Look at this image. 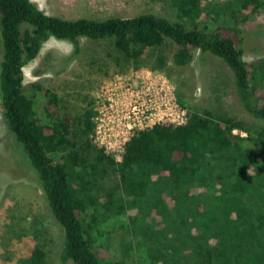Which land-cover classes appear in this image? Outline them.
I'll return each instance as SVG.
<instances>
[{
	"label": "trees",
	"instance_id": "1",
	"mask_svg": "<svg viewBox=\"0 0 264 264\" xmlns=\"http://www.w3.org/2000/svg\"><path fill=\"white\" fill-rule=\"evenodd\" d=\"M168 1L175 21L152 12L69 19L32 0H0L2 115L63 230L62 263L125 264L95 248L100 225L125 216L149 264H264V60L243 59L238 27L264 0H226L220 11L209 7L213 0ZM50 38L72 45L67 62L90 50L89 63L107 68L137 69L150 60L148 68L163 71L169 62L189 65L197 50L208 54L231 72L247 120L188 106L177 90L185 122L135 130L118 161L93 140V101L81 116L60 114L54 90L25 83L23 67ZM109 175L115 187L102 190ZM46 256L36 245L25 264H44Z\"/></svg>",
	"mask_w": 264,
	"mask_h": 264
},
{
	"label": "rangeland",
	"instance_id": "2",
	"mask_svg": "<svg viewBox=\"0 0 264 264\" xmlns=\"http://www.w3.org/2000/svg\"><path fill=\"white\" fill-rule=\"evenodd\" d=\"M49 15L74 19L78 17L105 18L109 16L131 17L143 12H152L175 21L176 9L168 0H32ZM226 0H213L210 8L222 10ZM219 21L229 17V11ZM223 13V12H222ZM226 14V15H225ZM243 39V59L252 64L264 60V8L238 25ZM89 47L103 53L101 47ZM72 45L66 41L50 38L45 42L32 61L23 67L25 83L39 82L54 90L59 97V113L68 112L81 116L86 109L87 99L95 105L98 97L111 82L121 81L139 84L141 71H147L170 83L174 91L188 106L210 108L219 115L247 120L237 105L232 89L233 76L218 59L195 51L192 62L187 66H176L169 62L166 68L151 70L147 65L132 69L115 65H103L104 61L89 63L90 50L79 59L66 61ZM42 72L35 75L33 71ZM43 101L38 99V101ZM0 102V264H25V259L36 246L46 251L44 264H72L60 261L63 230L52 216L38 179L30 166L23 147L15 142L3 119ZM235 132H239L235 130ZM244 135V133H242ZM118 156L119 152L114 151ZM59 159L58 154L52 156ZM38 180V181H37ZM103 189L115 187L112 175L101 182ZM125 216L113 217L100 225L95 248L104 259H122L125 264H149L145 249L129 237ZM101 235V236H100Z\"/></svg>",
	"mask_w": 264,
	"mask_h": 264
},
{
	"label": "built area",
	"instance_id": "3",
	"mask_svg": "<svg viewBox=\"0 0 264 264\" xmlns=\"http://www.w3.org/2000/svg\"><path fill=\"white\" fill-rule=\"evenodd\" d=\"M137 77V85L109 83L93 105V140L118 161L135 130L157 123L182 124L186 120V110L178 103L168 81L147 71ZM114 151L119 155H114Z\"/></svg>",
	"mask_w": 264,
	"mask_h": 264
}]
</instances>
